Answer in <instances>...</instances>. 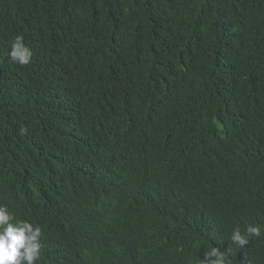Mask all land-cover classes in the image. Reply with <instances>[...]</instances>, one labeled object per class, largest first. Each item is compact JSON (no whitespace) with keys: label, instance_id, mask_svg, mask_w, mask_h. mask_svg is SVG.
<instances>
[{"label":"trees","instance_id":"16d2710c","mask_svg":"<svg viewBox=\"0 0 264 264\" xmlns=\"http://www.w3.org/2000/svg\"><path fill=\"white\" fill-rule=\"evenodd\" d=\"M150 166L186 188L142 204ZM26 195L106 208L144 264H198L207 210L264 226V0H0V204ZM228 259L264 264V235Z\"/></svg>","mask_w":264,"mask_h":264},{"label":"clouds","instance_id":"9594fccd","mask_svg":"<svg viewBox=\"0 0 264 264\" xmlns=\"http://www.w3.org/2000/svg\"><path fill=\"white\" fill-rule=\"evenodd\" d=\"M9 47L7 56L12 62L30 64L33 53L22 35L16 36ZM102 164L113 174L121 172L115 151L110 159L104 156ZM190 175L181 168L168 177L166 174L167 179L148 178V183H152L141 193L142 203L158 206L163 193L165 200L171 182H176L175 189L182 192ZM24 201L27 210L19 220L0 204V264H144L140 254L129 249V243H121L120 247L109 245L113 241L115 218L106 208L97 209L82 202L58 212L46 210L48 199L44 196L26 195ZM207 213H212V221L221 223L211 229L212 241L204 246L194 242L196 252L204 253L198 264H231L228 258L246 249L252 237L264 235V226L250 224L251 220L229 221L228 215L215 209ZM206 223L210 225V221ZM195 238L199 239V235ZM117 251L125 252L126 259Z\"/></svg>","mask_w":264,"mask_h":264},{"label":"water","instance_id":"95a60500","mask_svg":"<svg viewBox=\"0 0 264 264\" xmlns=\"http://www.w3.org/2000/svg\"><path fill=\"white\" fill-rule=\"evenodd\" d=\"M153 112H156V109L153 110ZM116 119H118L119 121L127 120L126 118H124V117L121 116V115H119L118 117H116ZM129 120H130V117H129ZM220 132H221V131H220ZM156 148H157V147H156ZM156 148H155V149H156ZM145 149L148 150V149H151V147L148 146V147H146ZM186 158H189V157H186ZM182 161H184V158L182 159ZM162 162H163V161H162ZM168 168H169V169H168V171H167V177H168V175H169L170 173L174 172L172 167L169 166ZM154 169H155V167H153V166L148 167V168H147V173H149L153 179H156V175H155V173H154ZM176 169H177V168H176ZM176 169H175V170H176ZM165 177H166V175H165V174H162L161 179H165ZM167 177H166V179H167ZM147 178H150V177H147ZM151 183H152V182L147 183V184L149 185V184H151ZM215 190H216V189H215ZM117 252L119 253V256H120V257H123L124 260L126 259L125 252H122V251H117ZM117 252H116V253H117Z\"/></svg>","mask_w":264,"mask_h":264},{"label":"bare ground","instance_id":"6f19581e","mask_svg":"<svg viewBox=\"0 0 264 264\" xmlns=\"http://www.w3.org/2000/svg\"><path fill=\"white\" fill-rule=\"evenodd\" d=\"M154 117L156 118L157 116H155L154 115ZM162 145V144H161ZM161 147H163V146H161ZM183 148V147H182ZM179 151H181V149L179 150ZM155 164V163H154ZM154 167V166H153ZM207 178V177H206ZM208 179V178H207ZM211 189V188H210ZM206 193V192H205ZM203 194V193H202ZM203 199V198H202ZM198 201V200H197ZM204 203V202H203ZM143 204V203H142ZM144 208V207H143ZM185 213V212H184ZM255 222H257V221H255ZM259 223V222H258Z\"/></svg>","mask_w":264,"mask_h":264}]
</instances>
